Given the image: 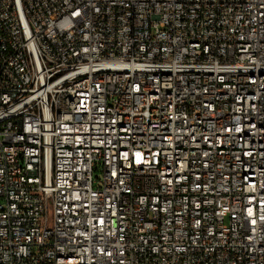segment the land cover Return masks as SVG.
<instances>
[{"label":"built area","instance_id":"obj_1","mask_svg":"<svg viewBox=\"0 0 264 264\" xmlns=\"http://www.w3.org/2000/svg\"><path fill=\"white\" fill-rule=\"evenodd\" d=\"M0 264H264V0H0Z\"/></svg>","mask_w":264,"mask_h":264},{"label":"rangeland","instance_id":"obj_2","mask_svg":"<svg viewBox=\"0 0 264 264\" xmlns=\"http://www.w3.org/2000/svg\"><path fill=\"white\" fill-rule=\"evenodd\" d=\"M95 176L97 177V176H100V170H96L95 171Z\"/></svg>","mask_w":264,"mask_h":264}]
</instances>
